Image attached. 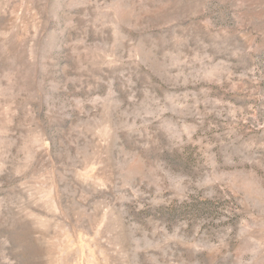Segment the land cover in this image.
Returning a JSON list of instances; mask_svg holds the SVG:
<instances>
[{"label": "rangeland", "instance_id": "rangeland-1", "mask_svg": "<svg viewBox=\"0 0 264 264\" xmlns=\"http://www.w3.org/2000/svg\"><path fill=\"white\" fill-rule=\"evenodd\" d=\"M0 264H264V0H0Z\"/></svg>", "mask_w": 264, "mask_h": 264}]
</instances>
